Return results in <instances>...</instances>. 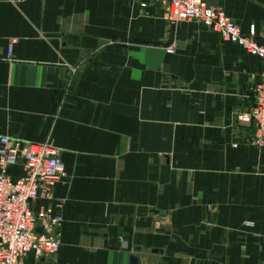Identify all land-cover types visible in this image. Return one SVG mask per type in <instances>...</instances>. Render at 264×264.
<instances>
[{"label":"crops","instance_id":"1","mask_svg":"<svg viewBox=\"0 0 264 264\" xmlns=\"http://www.w3.org/2000/svg\"><path fill=\"white\" fill-rule=\"evenodd\" d=\"M14 1L0 0V137L66 167L61 250L25 264H264V151L238 121L261 62L143 0ZM210 2L264 47V0Z\"/></svg>","mask_w":264,"mask_h":264},{"label":"built area","instance_id":"2","mask_svg":"<svg viewBox=\"0 0 264 264\" xmlns=\"http://www.w3.org/2000/svg\"><path fill=\"white\" fill-rule=\"evenodd\" d=\"M26 0H15L20 3ZM154 5L173 24L197 23L261 62L253 106L238 115L244 126L255 129L250 144L264 151V47L253 40L254 30L245 36L219 7L210 0H143L141 7ZM13 39L8 48L11 55ZM168 53L173 48L167 49ZM20 171L13 175L12 171ZM66 167L59 151L48 144L0 137V264H25L28 255L50 259L62 247L60 230L64 224L62 204L53 191L65 177ZM264 175V173H263Z\"/></svg>","mask_w":264,"mask_h":264},{"label":"water","instance_id":"3","mask_svg":"<svg viewBox=\"0 0 264 264\" xmlns=\"http://www.w3.org/2000/svg\"><path fill=\"white\" fill-rule=\"evenodd\" d=\"M41 261H44L43 259ZM129 264H139V260L135 256H130L129 258Z\"/></svg>","mask_w":264,"mask_h":264}]
</instances>
